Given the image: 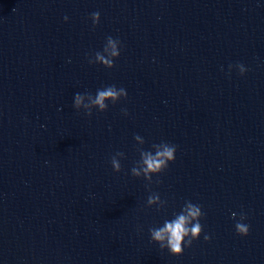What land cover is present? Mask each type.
<instances>
[{
  "label": "water",
  "instance_id": "water-1",
  "mask_svg": "<svg viewBox=\"0 0 264 264\" xmlns=\"http://www.w3.org/2000/svg\"><path fill=\"white\" fill-rule=\"evenodd\" d=\"M161 142L174 162L133 176ZM186 201L203 231L172 255L149 229ZM0 264H264V0H0Z\"/></svg>",
  "mask_w": 264,
  "mask_h": 264
},
{
  "label": "clouds",
  "instance_id": "clouds-1",
  "mask_svg": "<svg viewBox=\"0 0 264 264\" xmlns=\"http://www.w3.org/2000/svg\"><path fill=\"white\" fill-rule=\"evenodd\" d=\"M91 19L93 25L99 23L100 13L94 12L91 14ZM67 20V17H65ZM120 41L113 39L111 36L107 38L106 44L102 52L95 53V61L89 59V63H99L104 65L107 68H112L114 66V58H118L120 55L119 51ZM231 65L229 68L231 69ZM241 75L246 72L244 65L237 64ZM89 103L85 104V96L77 93L75 95V104L74 107L79 109L82 105L85 109H88L85 112L88 116L92 115L91 108L92 106H98L100 111H104L108 108V104L105 101H111L112 104H116L122 97L126 98L127 93L124 88L117 89L115 85L107 86L101 89H98L95 96L90 93H86ZM125 114H127L125 112ZM135 140H140L141 143H144V140H141V136L135 135ZM153 151H145L142 148L140 151V160L138 162V167L134 166L131 169L133 176H140L141 173L145 178L151 180L152 174L162 173L165 169L168 168L170 162H174L176 146L169 144L167 142H161L160 144H153ZM123 152H117L111 157V165L114 171H121V163L119 158H123ZM159 183V181H157ZM157 202L163 204L166 201H162L159 197V194L153 193L149 195L147 199L148 206L156 204ZM204 213L201 210V206L193 204L190 201H186L183 208L179 213L174 214V218L171 220H165L163 225L160 227H153L149 229L150 236L152 241L159 244L161 249H167L172 255H181L184 250V246H191L194 240L199 239L203 228L200 223V219ZM233 218L236 217V213L232 214ZM246 219L244 214L240 215L239 221L235 224L236 231L241 236H246L249 233V226L243 223ZM205 240L209 239L208 235L204 236Z\"/></svg>",
  "mask_w": 264,
  "mask_h": 264
}]
</instances>
